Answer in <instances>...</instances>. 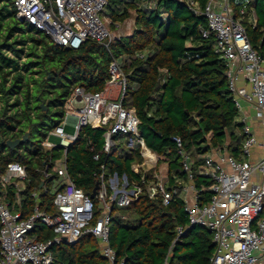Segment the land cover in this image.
<instances>
[{"label":"trees","instance_id":"16d2710c","mask_svg":"<svg viewBox=\"0 0 264 264\" xmlns=\"http://www.w3.org/2000/svg\"><path fill=\"white\" fill-rule=\"evenodd\" d=\"M103 17L111 30L134 16V31L121 35L109 47L88 39L78 48L56 44L48 35L16 17L14 0H0V169L11 161L28 167L25 218L36 206L32 190L45 181V163L54 165L64 150H48L44 141L63 121L66 104L76 88L87 92L103 91L110 78L111 61L118 59L129 78L124 106L136 109L139 129L147 145L169 162V174L186 175L173 140L182 137L190 153H203L226 142L227 131L234 126L239 109L230 89L227 62L215 52L216 37L204 38L201 29L208 19L203 11L209 0H194L196 12L188 0H107ZM190 1V0H189ZM255 23L244 19L249 39L264 55V0H252ZM44 103L45 110L41 104ZM31 130L30 139L12 149L7 140L22 137ZM38 135L41 138H37ZM233 152L240 150L242 135L230 132ZM206 142L208 144H206ZM104 144L103 130L85 127L67 151L69 172L77 186L92 195L96 174L106 162L110 172L137 179L131 166L140 160L138 152L117 144L108 156L94 159ZM23 150V151H21ZM107 159V160H106ZM46 179L40 208L55 210L54 192L58 176ZM198 189L211 185L207 176L197 173ZM57 186V187H56ZM204 199L211 190L204 192ZM178 198V197H177ZM168 206L142 195L126 207H114L109 242L119 264H209L216 245L212 232L202 226H189L184 201L178 198ZM96 223L102 210L97 197ZM187 230L175 242L177 228ZM41 239L52 231L40 226ZM175 242L172 250L171 246ZM57 264H104L99 239L83 234L73 244L53 249Z\"/></svg>","mask_w":264,"mask_h":264},{"label":"built area","instance_id":"2783aa9c","mask_svg":"<svg viewBox=\"0 0 264 264\" xmlns=\"http://www.w3.org/2000/svg\"><path fill=\"white\" fill-rule=\"evenodd\" d=\"M107 0H14L16 17L48 35L56 44L78 48L88 39H93L109 47L115 36L107 25L102 13ZM209 0L203 13L208 19L206 28L201 29L204 38L213 33L216 37L215 52L227 62L230 89L240 108L241 99L255 104L257 115L264 125V55L255 49L249 39L244 19L255 23L252 0ZM196 11L194 0H188ZM243 64L246 80L251 89L238 84L239 75L236 63ZM110 78L103 91L87 92L76 88L66 104L63 121L47 136L44 147L52 150L57 147L50 139H59L64 150L63 161L53 167L51 162L43 168V186L32 190L38 202L47 189L46 179L56 172L59 186L54 192L53 212H47L36 204L33 213L25 218L24 213L15 210L14 203L7 196L9 189L20 199L22 187L19 181L29 179L28 167L20 161H11L0 169V264H57L53 249L64 244L77 242L85 233H92L101 244V253L107 259L104 264H119L115 250L109 242L110 226L114 207H126L148 195L160 200L164 206L170 205L179 195L180 185L169 187L167 163L160 161L141 134L140 118L136 109L124 106L129 89V78L118 59L111 61ZM74 101L84 102V106H74ZM67 126L74 131L67 132ZM87 126L103 130L104 144L94 153V159L108 156L117 147L115 136H126V146L138 152L141 162L133 163L132 172L137 179L122 176L117 171L110 172L106 162L96 174L97 199L102 213L93 224L95 203L91 195L78 187L72 178L67 151ZM245 141L241 149L244 158L228 155L223 160L228 169L216 164L209 157L204 163V175L210 178L211 185L194 191L192 203L185 204L189 226H202L213 234L216 250L209 264H264V140H259L250 124L244 122ZM177 153L181 157L182 170L189 180L195 179L191 153L185 148L182 137L173 138ZM254 146L261 148V156L253 161L248 159ZM106 159V160H107ZM50 178V179H51ZM211 190V196L204 199V192ZM40 226L52 231V236L41 239ZM187 229L178 226L175 242ZM171 246V249L175 245ZM63 264V263H62ZM167 264V263H165Z\"/></svg>","mask_w":264,"mask_h":264},{"label":"crops","instance_id":"0c3cea01","mask_svg":"<svg viewBox=\"0 0 264 264\" xmlns=\"http://www.w3.org/2000/svg\"><path fill=\"white\" fill-rule=\"evenodd\" d=\"M129 19H133V24L128 22L127 28L130 31L127 32V35H131L133 33L134 24H135L134 17H131ZM126 21L123 24L119 25V30L124 27V25L126 24ZM242 66H243V64L241 62H238L235 65V68L238 71V75H239L238 84L241 87H246L247 90H250L251 85L246 80L245 72L243 70H241ZM234 99H235V95H234ZM74 102H76V101H74ZM78 102H80V101H78ZM240 103H241V106H240V108H238L236 105V102H235L236 107L239 109V116L237 117L236 121L238 123L244 124V122H246V123L250 124L254 134L256 135V137L259 140H264V125L262 124V119L259 118V116L257 115V108H256L255 104L252 102H249L246 99H241ZM232 131L238 133L239 135H242V137H243L242 143L240 145V150L237 152H233L232 149H230V146L232 144V138L230 136V132H232ZM52 137H54V136H51L50 139ZM119 138L121 139L122 143L124 145H126L127 137L126 136H119ZM245 139H246V137H245V134L243 131V127L241 128V127L234 126L233 128L230 129V131L229 130L227 131L226 142L223 145L214 146V145H212V143L208 142L209 143V149L206 152H203V153H207L205 158L201 157L202 153L199 154V153H196L195 151H192L191 152V162H192V166H193L195 173L196 174L201 173L204 175V163H205L206 159L209 157L213 158L214 161L216 162V164H219V165H221V167L228 169L229 167L223 159L226 158L228 155H233L237 158H244V156L241 155V149H242V146H243ZM53 143H55L57 145V147H61V146H59V143H56V142H53ZM208 143L206 142V144H208ZM122 147H124V146L122 145ZM21 151H23V150H21ZM261 153H262L261 148L259 146H254L251 150V154L248 157V159L255 161V160L260 158ZM63 157H64V154L60 159H58L56 162H54L53 167H57L62 162H64ZM141 160H142V158L138 161H135L134 163L141 162ZM165 163H167L168 169L170 170V163L167 161ZM168 176L170 177V182L168 184L169 187H172L176 184L180 185L178 198H180L184 201V205L186 203H192L193 199H194V191L191 190L190 188L184 189V187L186 185L187 186L194 185V187H196V184L194 181L195 179L192 181V180L188 179L187 175H179L176 173L173 175L168 174ZM27 181L28 180L19 181L20 186L22 187V195H21L20 199H17L13 195L14 189H12V188L9 189L10 195L7 196L9 199H11L13 201L15 210H20L23 213L27 210V208L25 206L26 205L25 199L27 197V194L25 192ZM57 182L59 184L58 187L61 186V180H58ZM42 198H43V196L41 197V199L38 202H36L37 200H35L36 204L39 203V205H41ZM171 250L172 249H170V251ZM165 263L170 264V261L168 258L166 259Z\"/></svg>","mask_w":264,"mask_h":264},{"label":"rangeland","instance_id":"374dc122","mask_svg":"<svg viewBox=\"0 0 264 264\" xmlns=\"http://www.w3.org/2000/svg\"><path fill=\"white\" fill-rule=\"evenodd\" d=\"M239 1H240V0H233L232 3H233V5H235V4H237ZM133 17H134V16H133ZM104 19H105L107 25L109 26V23H110L109 18L105 16ZM128 22H130V23L133 24V19H129V20H127V21H126V24L124 25V27L121 28L120 30H119V26H118V29H117V30H111V31L113 32V34H114L115 36H119V35H120V36H121V35H127V32L130 31V30H128V28H127ZM109 28H110V27H109ZM74 106H76V107H82V106H84V102H82V101H80V102L76 101V102H74ZM66 130H67V132L71 133V132L74 131V128H73L72 126H67ZM37 138L39 139V138H41V136L38 135ZM115 140H116V142H117L118 145H120V146L123 145V143H122V141H121V139L119 138L118 135L115 136ZM51 141L56 142V143H59V139L56 138V137H52V138H51ZM22 145H23V144H22ZM25 145H26V143H24V146H25ZM206 154H207V153H202V154H201V157H202V158H205ZM58 179H59V178H58ZM93 224H94V223H93Z\"/></svg>","mask_w":264,"mask_h":264},{"label":"water","instance_id":"95a60500","mask_svg":"<svg viewBox=\"0 0 264 264\" xmlns=\"http://www.w3.org/2000/svg\"><path fill=\"white\" fill-rule=\"evenodd\" d=\"M41 106L45 110L47 109V107L45 106L44 103H42ZM30 135H31V130L29 129V130H27L25 132V134L22 137L17 138V139H9V140H7V145L10 148L14 149V148L18 147L19 145L26 143L30 139ZM43 183L44 182L42 181L41 187L43 186ZM98 188H99V185L96 184V186H95V188L93 190V193L91 195L92 198H94L97 195Z\"/></svg>","mask_w":264,"mask_h":264}]
</instances>
